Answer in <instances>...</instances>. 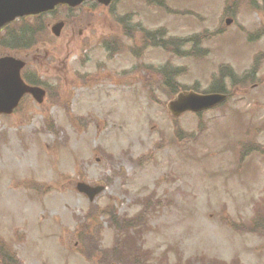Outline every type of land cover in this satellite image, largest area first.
Instances as JSON below:
<instances>
[{
	"label": "rangeland",
	"instance_id": "rangeland-1",
	"mask_svg": "<svg viewBox=\"0 0 264 264\" xmlns=\"http://www.w3.org/2000/svg\"><path fill=\"white\" fill-rule=\"evenodd\" d=\"M59 13L67 26L48 41L55 51L47 56L46 44L21 57L59 88L41 105L26 100L16 114L0 116L4 251L21 264H96L83 259L86 247L106 253L116 234L97 208L113 203L119 214L133 215L136 198L153 192L158 206L142 246L157 264L164 258L170 264L173 252L218 264H264V233L256 234L264 221L244 227L256 203L255 213L264 215V0H119ZM123 14L131 22L127 34L117 22ZM140 26H163L173 37L199 34L208 54L187 46L186 58H171L162 46L140 42ZM48 35L43 29L36 37ZM168 58L186 69L179 77L186 88L206 89L223 66L229 101L200 118H174L168 108L174 95L155 69ZM253 60L255 76L231 83L233 72ZM172 122L190 141L177 140ZM248 147L259 152L239 165V151ZM77 181L104 186L91 202L93 221L89 212L84 219L90 202ZM87 224H95L89 245L79 237Z\"/></svg>",
	"mask_w": 264,
	"mask_h": 264
},
{
	"label": "trees",
	"instance_id": "trees-1",
	"mask_svg": "<svg viewBox=\"0 0 264 264\" xmlns=\"http://www.w3.org/2000/svg\"><path fill=\"white\" fill-rule=\"evenodd\" d=\"M155 34L159 35L160 39V45L163 46L167 51L172 53L174 57L182 58L185 55H187V52L184 53V46L192 44L191 49L193 51H198L196 47L199 46L200 39L199 34L190 36L189 38H172L167 41H163V35L165 34L164 30L159 29L155 32H146L145 36L146 38H155ZM205 53H208V49H203ZM168 63V62H167ZM166 63V64H167ZM162 78L165 80V85L170 89V94H176L178 91L184 89L185 87L182 86V83L179 82L178 77H180V74H183L186 69L181 67H167V65L159 66L155 68ZM197 88V87H196ZM223 87L219 83L216 82L211 91H223ZM152 95V94H151ZM153 96V95H152ZM180 130H177V127L175 126L174 134L177 137V140L180 141L182 138H179ZM189 137V136H188ZM254 150L253 148L251 151ZM139 203L143 206V202L139 201ZM158 203V201L156 202ZM153 205L150 203L149 199L146 200V205L144 209L137 213L134 217H127V216H119L116 212V209L114 207L106 206L103 208H97L96 211H100L102 214H105L107 216V220L109 221V225L111 228H113L115 231L119 233V237L116 238V244L115 247L110 250H104L106 253H101L99 251V255L101 256L102 263H109L111 262V258L107 257L109 255L116 256L123 264H146L149 261L148 255L149 253L147 250H144L142 247V244L139 242L142 239V235L144 232L148 230V224H147V214L149 212V208H151ZM94 210V208H92ZM91 215V218L88 221H93V215L92 212H89ZM89 213L85 216V219H88ZM253 222L248 224L247 229L251 231L253 229ZM231 227L235 225H231ZM87 229L89 226H86ZM245 227V226H244ZM122 233V235H121ZM91 233L86 234V238H88V245H89V239L92 238ZM98 242V241H97ZM0 243V248H3ZM4 249V248H3ZM91 252L96 253L95 244L92 245V247L88 246L86 247ZM100 249V248H99ZM5 250V249H4ZM88 255H92L89 254ZM0 256L4 262H17V258L15 254L9 253L7 251H0ZM127 256V258H126ZM203 259V258H202ZM204 260V259H203ZM201 261V264H211L210 262L204 260ZM125 261V262H124ZM17 264H19L17 262ZM149 264V262H148ZM175 264H193L191 260H187L186 262L182 259V257H178L177 263Z\"/></svg>",
	"mask_w": 264,
	"mask_h": 264
},
{
	"label": "water",
	"instance_id": "water-1",
	"mask_svg": "<svg viewBox=\"0 0 264 264\" xmlns=\"http://www.w3.org/2000/svg\"><path fill=\"white\" fill-rule=\"evenodd\" d=\"M83 0H0V27L17 16L53 8L58 3H67L70 6L78 5ZM108 4L111 0H97ZM55 34H59L60 25L53 27ZM23 63L11 57L0 59V113H10L18 104L25 92L32 93L41 99L43 91L39 88L25 86L19 78V69ZM225 98L220 94L199 95L196 93H184L169 104L174 115L184 111H200L209 108ZM77 189L88 195L90 199L98 194L102 188H91L83 183L77 185Z\"/></svg>",
	"mask_w": 264,
	"mask_h": 264
},
{
	"label": "flooded vegetation",
	"instance_id": "flooded-vegetation-1",
	"mask_svg": "<svg viewBox=\"0 0 264 264\" xmlns=\"http://www.w3.org/2000/svg\"><path fill=\"white\" fill-rule=\"evenodd\" d=\"M44 17H45V14L25 17L23 19H18L15 22H12V23L6 25L5 27H3L2 29H0V57L5 56V55H14V54L18 55L20 57L28 55V53L31 50L30 46L28 45V42L30 41V34L32 32L31 25H29V24L31 22H37ZM20 21H22V22H21L20 27H18L19 24H17V22H20ZM51 24L47 23L48 29H50ZM64 26H67V20L64 21ZM50 38H51V34H50ZM17 40H18V43H17L18 47H16V41ZM41 44H43V45L49 44L48 45L49 47H48L47 52H46L47 56L50 55V53H53L55 51L54 47L48 41L43 42ZM38 49H39V47L35 48V50H38ZM15 57H17V56H15ZM31 72H34V71H32L30 69H22L21 70V76L23 77L24 73H25V75L28 74L27 75L28 78H32V76L34 77L35 74H33ZM24 81L26 83L30 84L29 82H27L26 79ZM33 82H35V81H33ZM30 85L42 86L47 93L45 86L41 83L40 84H30Z\"/></svg>",
	"mask_w": 264,
	"mask_h": 264
}]
</instances>
